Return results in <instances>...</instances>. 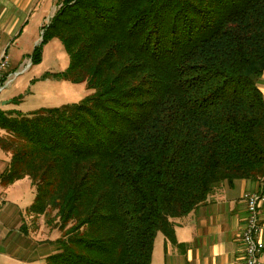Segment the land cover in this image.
Segmentation results:
<instances>
[{"label": "trees", "instance_id": "obj_1", "mask_svg": "<svg viewBox=\"0 0 264 264\" xmlns=\"http://www.w3.org/2000/svg\"><path fill=\"white\" fill-rule=\"evenodd\" d=\"M40 42L79 102L0 109L1 182L60 231L43 264H151L219 183L264 179V0H60ZM18 96L12 99L18 100Z\"/></svg>", "mask_w": 264, "mask_h": 264}, {"label": "crops", "instance_id": "obj_2", "mask_svg": "<svg viewBox=\"0 0 264 264\" xmlns=\"http://www.w3.org/2000/svg\"><path fill=\"white\" fill-rule=\"evenodd\" d=\"M39 1L0 0V55L5 54L9 63L8 68L2 72L0 82L12 72L16 64H21L22 59L11 57L9 46L18 48L20 39L32 48L38 42L37 36L29 35L28 28L24 36L22 32ZM54 4L55 0H51V5L47 8L49 18L56 10ZM258 87L264 98V72ZM5 96L0 101V109H14L10 103L16 102L12 100L16 96ZM9 157V153L0 149V174L8 166ZM21 187L33 193L28 177L7 183L0 181V196L3 201L0 203V264H43L51 249L35 250L31 248L33 246L27 245L29 236L34 241L45 240L38 238L35 233V225L39 226V220L43 216L27 212L29 202H20L16 195ZM250 191H264V179H236L231 185L225 182L216 185L204 202L186 215L173 220V241H169L162 233L156 234L151 264H242L244 250L241 233L247 215L243 194ZM257 216L261 226L259 239L263 242L260 257L264 258V202L257 207Z\"/></svg>", "mask_w": 264, "mask_h": 264}, {"label": "rangeland", "instance_id": "obj_3", "mask_svg": "<svg viewBox=\"0 0 264 264\" xmlns=\"http://www.w3.org/2000/svg\"><path fill=\"white\" fill-rule=\"evenodd\" d=\"M59 2L60 0H55V9ZM50 5L51 0L39 1L37 7L30 16L26 29L22 32V36L25 35V30L28 28L29 35L33 34L37 36V44L40 42L43 32L40 25L41 23L45 25L49 22L50 14L46 11ZM37 21H39V24H37ZM19 42L20 46L18 48L13 45L9 46V53L13 58L19 57V59H22L21 64H14L15 68L12 72L5 76L4 80L0 82V101L4 100L3 98L6 97V94L18 96V100L15 103H10V106L20 112L26 113L40 107H54L66 103H76L90 93L91 90L87 89L83 82L73 83L66 79L56 78L50 75L44 77L47 73L63 72L68 65L67 52L59 39L52 38L46 42L42 47L41 60L34 64L30 63V58L28 56L33 49L32 46L23 43L22 39H20ZM2 72L0 73V77L3 75ZM33 194L34 193H31L29 190L22 189V187L20 191H16V195L20 202H29L28 205L31 204L34 199ZM41 216H43V219L39 220V226L35 225V233L38 238H45V240L41 239L34 241L33 238L29 236L27 245L29 247L33 246L31 248L35 250L50 248V253H52L55 251L53 240L60 236V231L51 228L53 227V223L48 225V223L45 222V216L42 214ZM20 232L23 233L22 231ZM158 234L161 235V233ZM24 239L25 238H23V241Z\"/></svg>", "mask_w": 264, "mask_h": 264}, {"label": "built area", "instance_id": "obj_4", "mask_svg": "<svg viewBox=\"0 0 264 264\" xmlns=\"http://www.w3.org/2000/svg\"><path fill=\"white\" fill-rule=\"evenodd\" d=\"M8 68V58L0 55V73ZM243 200L246 204V219L242 229L241 239L244 250L242 264H264V258L260 257L263 242L259 239L260 224L258 222L257 207L264 201V191L245 192ZM3 202L0 196V203Z\"/></svg>", "mask_w": 264, "mask_h": 264}, {"label": "bare ground", "instance_id": "obj_5", "mask_svg": "<svg viewBox=\"0 0 264 264\" xmlns=\"http://www.w3.org/2000/svg\"><path fill=\"white\" fill-rule=\"evenodd\" d=\"M250 192H251V191H250ZM263 202H264V201H263ZM263 202H262V203H263ZM262 203H260V204H262ZM260 204H259V205H260ZM260 230H261V226H260Z\"/></svg>", "mask_w": 264, "mask_h": 264}]
</instances>
